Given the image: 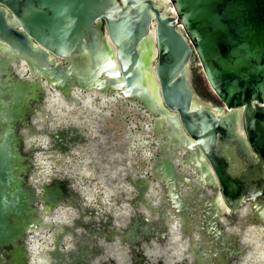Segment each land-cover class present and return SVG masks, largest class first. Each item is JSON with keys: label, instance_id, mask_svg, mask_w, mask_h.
<instances>
[{"label": "water", "instance_id": "obj_1", "mask_svg": "<svg viewBox=\"0 0 264 264\" xmlns=\"http://www.w3.org/2000/svg\"><path fill=\"white\" fill-rule=\"evenodd\" d=\"M16 24L22 25L23 30L16 29ZM151 37L154 53L149 57L146 54ZM105 43H112L116 48L115 67L109 66L105 59L108 56L101 55L99 45ZM14 58L26 59L32 75L41 78L44 84L61 89L64 94L75 86L110 89L112 93L119 92L130 101L145 106L157 116L156 125L171 147L182 144L189 150L191 160L201 162L206 169L204 156L212 161L216 172L221 158L232 168L231 179L227 178L231 180L230 188L225 187L231 208L230 212H225L227 223L240 219L248 225H264V0H0V63L6 66L4 72H0V86L6 84L8 93L12 92L7 79L12 76L25 83L23 91L29 98L24 116L14 126L21 163L9 169L0 152V261H5V257L30 260L25 248L23 255L17 254L4 241L7 237L9 240L16 237V249L21 248L22 242L26 244L27 231L39 229L37 223L41 227L45 225L38 213L49 214L53 206L65 204L67 196L64 183H35L39 177L33 164L34 148L25 143L23 127H34L26 119L35 110L31 98L33 96L36 101L40 94L38 110L43 111L42 92L45 89L36 79L17 75L12 69ZM194 61L222 105H213L195 91L191 80ZM45 62L48 68L44 67ZM77 62L80 69L72 72ZM151 70L157 89L152 92L158 94V100L146 86L145 72ZM139 72L144 79L143 86ZM6 125L0 121V135ZM168 125L173 126L174 134L163 131ZM59 133L60 136L51 134L50 137L58 139L56 147L58 143L63 144V135L67 132L64 129ZM165 164L170 168L174 166L170 158ZM256 169L258 174L253 175ZM242 172L247 173L248 181L249 175L253 176L251 181L259 179V174L263 176L262 181L259 180L261 193L256 192L251 182H245V176L239 177ZM21 176H26L33 194V217L27 225L22 197L15 189ZM223 176L221 174L220 178ZM38 186L43 189L41 195H38ZM171 187L167 188L166 196H179L181 190L175 187L176 192ZM39 200L44 201V210L37 207ZM246 205L248 212L243 209ZM187 206L190 205L187 203L178 209L186 211ZM214 211L211 218L200 219L197 226L201 230L200 239L193 236L192 227L189 229L193 220L183 216L184 238L188 237L189 243L182 251L184 264H225L227 256H238L228 264H240L242 256L246 255V249L243 251L241 246L243 242L239 240L236 245L232 241L225 232L228 224L216 218L218 209ZM12 220L16 222V229L7 231ZM160 220L141 225L143 221L138 219L135 230L137 233L145 230L146 236L151 231L152 237L160 242ZM65 225L58 228H65ZM63 233L60 230L55 234V246L49 250V259L55 264H64L61 260L69 259L87 260L82 250L77 253L61 250ZM160 236L163 235L160 233ZM210 236L216 240L212 249L205 246ZM249 246L252 251L255 249L252 243ZM260 250L263 253L259 257L264 262V246H260ZM130 253L136 261L145 258L140 246ZM253 256L249 254V259Z\"/></svg>", "mask_w": 264, "mask_h": 264}, {"label": "flooded vegetation", "instance_id": "obj_2", "mask_svg": "<svg viewBox=\"0 0 264 264\" xmlns=\"http://www.w3.org/2000/svg\"><path fill=\"white\" fill-rule=\"evenodd\" d=\"M15 27L23 30L20 24H16ZM33 42L36 43L35 40ZM24 63L26 69H18L17 75L34 80L33 77L36 76L34 73L32 75V69L26 59ZM193 74L196 75L194 70H192V79ZM192 84L197 92L193 80ZM209 88L214 93L211 87ZM71 89L65 95L72 93L71 97H77V102L71 100L69 106L68 99H65L68 102L62 105L50 103L52 101L47 97L49 98L51 93H45L43 111L40 112L38 110L40 94L38 93L36 101L32 96V109L35 110L26 119L34 127L31 126V129L23 127L25 143L34 148L33 164L39 177L35 181L36 185L42 183L51 185L54 181L64 183L67 193L65 204L53 206L49 214L38 213L45 222L42 226V229H45L43 234L37 229L41 228L40 223H37V230L25 233L26 244L22 242L23 246L17 247L16 252L22 253L25 248V251L30 253V260L23 261L18 258L14 260L5 257V261H0V264H55L54 260L49 259V250H53L55 234L60 230L64 232L63 243L60 244L62 251L77 253L82 250L88 257L87 260L75 262L69 259L61 260L60 263L184 264L181 258L182 251L189 247V243L188 237L184 238L183 216L193 218L198 216L197 211L204 208L205 211L201 215L211 218L215 208L219 210L216 218L227 223L225 214L227 210H223L219 204L218 194L228 209L227 212H230L225 187L227 190L228 187L230 188L231 180L227 181V178L231 179L232 168H229L221 158L218 172L225 176L220 178L214 164L207 156H204L207 162L206 169L200 164L201 162L195 161L194 158L191 160L189 150L182 144L171 147L165 141L160 127V131H156L157 116L142 104L130 101L122 94L115 92L112 93L113 97L106 98L102 90L84 89L79 86ZM113 104L118 105L119 108H124L125 105L131 108L128 112L133 113V120L121 113L122 118L115 119V124L109 126L106 120L109 115L107 108ZM212 104L222 105V102L220 104L212 102ZM40 113L42 116L35 117ZM121 125L122 133L119 128ZM64 129L67 132L63 135L65 141L63 144L58 143L56 147L55 143L58 139L55 136L50 137L54 134L60 136L59 132ZM142 158L145 160L144 167L137 168L143 165L140 162ZM168 158L174 164L172 168L165 164ZM57 161L60 163L57 164ZM182 162L189 165L187 170L183 168ZM257 174L258 169L254 170L253 175ZM241 176L243 178L245 176V182L248 181L246 172L240 173L239 177ZM249 176L248 182H251L256 192L261 193L260 178L263 176L259 174L260 178L253 181H251L253 176ZM221 179H225L224 182ZM168 187L174 188V191H176L175 187H178L181 191L176 192H181L180 195L166 196ZM38 190V195H41L43 189L38 186ZM256 197L259 198V196ZM187 203L191 204L190 208H194L193 212L188 206L186 211L178 209L183 208ZM36 205L44 210V201L39 200ZM189 210L190 212H187ZM242 214L244 215V210ZM157 218L161 219L160 227L158 226L160 242L152 237L151 231L146 236L145 230L139 233L135 230L136 220H142L140 224L146 225ZM64 224H66L65 228H58ZM252 227L254 228L249 230L251 232L249 239L246 240L242 236V242L255 245V242L259 241L261 245H264V232L260 227ZM192 228L193 236L200 239L201 230L197 226ZM160 233L164 237L161 238ZM210 237L212 240L209 239V244L205 246L212 249L215 247L216 240ZM139 246L145 251V258L136 261L131 258L130 252L137 250ZM153 251L157 253L156 257L152 256ZM161 258L162 260L159 261Z\"/></svg>", "mask_w": 264, "mask_h": 264}, {"label": "rangeland", "instance_id": "obj_3", "mask_svg": "<svg viewBox=\"0 0 264 264\" xmlns=\"http://www.w3.org/2000/svg\"><path fill=\"white\" fill-rule=\"evenodd\" d=\"M99 46H100L101 55L103 54V55L108 56V58H105V59H108L109 66L115 67L116 63L113 58L116 53V48L114 47V45L112 43H105ZM147 48H148V51H147ZM147 48H146V51H147L146 55H149V57H152V54L154 53L153 37L150 38V42H149V45H147ZM43 65L45 68L49 67V65L46 62ZM193 65L194 66L192 70H194L196 75L193 74L192 80L194 82L197 93L206 101L220 104L221 101L218 99V96L214 94L213 92H211L209 88L210 86H208L209 84L207 83L205 77L203 76L202 71L200 70V66L196 64V61H194ZM80 66L81 65L79 62L74 63L71 69L72 72L79 71ZM5 69H6V66L0 63V72H4ZM150 75L152 76V79H153L152 70L150 71ZM138 78L140 79L139 80L140 84L143 86L144 79L142 77L141 72L138 73ZM7 79L9 80L10 88L12 92L8 93L9 87H7L6 84H5L6 86L4 84L3 85L1 84L0 86V121H4L7 124L3 130L2 135H0V152L2 153V156L4 158L3 160H5L7 167L9 169H14V168H17V166H19V163H21V160H20L21 155L16 145L18 133L17 132H16L17 134L15 133L14 126H15V123L24 116L26 108L28 107L27 105H28L29 98H28V94L25 91H23V89L25 88V83H22L18 81L17 79H14L12 76L11 77L9 76ZM152 96L154 97L155 100H158V94H156L155 92H152ZM4 101H6L5 104H4ZM121 105H124V104L121 103ZM108 107L109 108L107 109H109V115L106 117V120L108 122V125L110 124L109 126H112L113 124H115L116 122L115 119L122 118L120 117L121 113H122L121 115L123 114L127 115L131 120H133V116H134L133 113L131 114V112H128V111H131V108L127 107L126 105L123 106L124 108L122 107L119 108V106L116 104L110 105ZM136 111L138 112V109H136ZM122 127H123L122 125L119 126V128H121L120 133L123 132ZM163 129H164L163 131L166 133H173L175 131L172 125H168V127L164 126ZM137 158L139 157L137 156ZM140 162H142L143 165L137 166V168L144 167L145 160L142 158ZM56 163L59 164L60 161H57ZM18 179L19 180L17 181V185L15 189L20 193V196L22 197V201H21L22 212L24 213L23 215L26 216L24 223L25 225H27L29 224V219H32L33 217V214H32L33 212L31 211V209L33 208L31 207L32 206L31 205L32 195H33L32 188L29 187L28 181H26V176L25 178L22 177V179L20 178ZM190 210L193 212L194 208L191 207ZM36 217L37 215L34 216V218ZM15 225H16V222H13V220L12 222H9L7 225V231L16 229ZM263 240H264V236H263ZM4 243H7V245H11L12 246L11 249H13V251L15 252L16 246L18 244V239L16 237H11V239L9 240V237H7ZM21 245L23 244L21 243ZM152 255L156 257L155 255H157V253L153 251ZM261 264H264V262H262Z\"/></svg>", "mask_w": 264, "mask_h": 264}, {"label": "bare ground", "instance_id": "obj_4", "mask_svg": "<svg viewBox=\"0 0 264 264\" xmlns=\"http://www.w3.org/2000/svg\"><path fill=\"white\" fill-rule=\"evenodd\" d=\"M144 53H145V51H144ZM24 59H17V58H14L13 60H12V69H14L15 70V73H18L17 71H18V69H20V68H22L23 70H25L26 69V64L24 63ZM33 79H36L35 81H37V82H40L41 81V78H39V77H33ZM145 81H146V86L148 87V89L152 92V91H157V89H156V86L154 85V83H153V79H152V76L150 75V72H145ZM45 82H40L39 84L42 86V88L43 89H45V92H42V98L44 99L45 98V93H51L50 94V96H49V98L47 97V99H50L52 102H50V103H56V104H58V105H62L63 103L64 104H66V102H68V101H66L65 99H68L69 100V102H68V106H69V103L71 104V100H76V102L78 101V98L77 97H75V96H73V97H71L72 96V93L70 94V95H65L62 91H61V89H59V88H55V87H52V86H50L49 87V85H47V84H44ZM75 86V85H74ZM73 87V86H72ZM51 89H53V90H50ZM73 89V88H72ZM71 89V90H72ZM76 90H78V91H80L79 89H76ZM73 92V91H72ZM89 92H91V91H89ZM88 92V93H89ZM96 93H100V91H95ZM56 93L60 96H58V95H56ZM117 93H119V92H116V94ZM104 94H107V95H104ZM104 94H103V96L104 97H113V95L114 94H112V92H111V90L110 89H108V90H106V91H104ZM120 94V93H119ZM118 94V95H119ZM73 95H75L74 94V92H73ZM89 95V94H88ZM74 105V104H73ZM41 110H39V112H40ZM39 116H42V115H40V114H38V115H36L35 117H39ZM35 119V118H34ZM42 119H43V121H44V118L42 117ZM160 119V118H159ZM237 130H239L240 132H241V127L240 126H238V129ZM156 131H160V129H159V127L157 128V130ZM182 164H183V168L184 169H186L187 170V168H189V165L188 164H186V163H184V162H182ZM218 202H219V204L221 205V207L223 208V210H227L228 211V209H226V207H225V204H224V202H223V200H222V198H221V196H220V194H218ZM223 204V205H222ZM246 209V210H245ZM245 212H248L247 210H248V205H246L245 206ZM205 211V209L204 208H201L199 211H197V214H198V216H194L193 218H191L192 220H193V222L191 223V225L189 226V227H193V226H198L199 225V221H200V219H203L205 216H202L201 214L203 213ZM60 218V217H59ZM226 224H228V226L226 225ZM225 225L227 226V229L225 230V232L228 234L229 233V237L232 239V241L234 242V243H236V245L238 244L237 243V241H239L240 240V242H242V240H241V238H242V236H244V238L247 240V239H249V235L251 234V232H249V230H252V228H254V227H252V226H257V227H260L261 228V231H263L264 232V225H262V224H259L258 223V225L257 224H255V225H253V224H251L250 223V225H248L246 222H244V221H242V220H240V219H238L237 221H236V223H234V222H230V223H226ZM38 230H40L41 231V234H43L44 233V230L45 229H42V227L40 228V229H38ZM242 232H243V234H242ZM239 234L241 235V237L239 238ZM244 234H246V235H244ZM208 236H206V239H208L207 238ZM210 240H212V239H210ZM244 244H246V243H243V244H241V246H242V248H243V251L246 249V251H247V253H245L246 255H244V256H242V258H241V263L240 264H257V262H258V264H261L262 263V261L260 260V254H262L263 252H261V250H260V246H264V245H261L260 243H259V245L257 244V245H252L253 247H255V249L252 251V249H250L249 247V245H244ZM251 246V247H252ZM249 254H251V255H254L253 257H251L250 259H249ZM227 257H229L228 258V260H227V262L225 263V264H228V263H230V259H235V257L237 258L238 256H227ZM258 257V258H257ZM32 260H33V258H32ZM83 260V259H82ZM255 260L257 261V262H255ZM214 261H215V259H214Z\"/></svg>", "mask_w": 264, "mask_h": 264}]
</instances>
